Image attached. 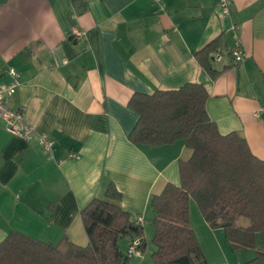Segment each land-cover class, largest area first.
<instances>
[{
  "label": "crops",
  "instance_id": "crops-1",
  "mask_svg": "<svg viewBox=\"0 0 264 264\" xmlns=\"http://www.w3.org/2000/svg\"><path fill=\"white\" fill-rule=\"evenodd\" d=\"M220 2L163 0L162 10L154 0H0V84L11 67L19 72L9 105L54 140L49 158L0 119V243L21 231L53 245L65 236L87 245L81 210L105 197L110 181L146 229L152 195L181 184L180 162L192 150L182 139L161 146L129 139L139 118L129 106L135 92L203 84L220 133L239 132L264 160V0H231L228 13ZM218 37L213 77L195 54ZM236 39L241 61L231 52ZM195 206L190 201L191 225L209 264L212 249L220 264L255 257L262 238L253 253L239 252Z\"/></svg>",
  "mask_w": 264,
  "mask_h": 264
},
{
  "label": "trees",
  "instance_id": "trees-1",
  "mask_svg": "<svg viewBox=\"0 0 264 264\" xmlns=\"http://www.w3.org/2000/svg\"><path fill=\"white\" fill-rule=\"evenodd\" d=\"M215 38L196 52L213 77L214 53L221 46ZM209 92L197 82L178 89L135 92L129 106L139 114L129 134L135 144L161 146L184 140L192 150L181 160V184L168 182L152 195L155 264H209L191 225L190 201L194 199L210 227H223L235 249L262 246L242 264H264V160L251 151L239 132L221 134L207 111ZM122 193L110 181L105 197H94L81 210L87 245L67 236L53 245L21 231H11L0 243V264H128L120 239L145 238L144 224L121 204Z\"/></svg>",
  "mask_w": 264,
  "mask_h": 264
},
{
  "label": "built area",
  "instance_id": "built-area-1",
  "mask_svg": "<svg viewBox=\"0 0 264 264\" xmlns=\"http://www.w3.org/2000/svg\"><path fill=\"white\" fill-rule=\"evenodd\" d=\"M160 4V8H165L163 0H154ZM231 0H221L220 5L224 13L229 12ZM73 35L76 38L84 39L86 32L82 29L75 28ZM232 55L236 61H241L244 57V49L240 39H236L235 45L232 49ZM10 80L7 83L0 84V119H2L7 130L13 134L24 138L27 141H35L39 146L44 148L48 157H53L54 154V140L46 133L38 131L35 126L26 118L24 109H15L9 105V98H11L17 91L21 84L19 72L11 67L9 69ZM137 223L144 224V215L139 214L136 219ZM144 239L137 237L131 239L128 244L129 258L139 253L143 249Z\"/></svg>",
  "mask_w": 264,
  "mask_h": 264
},
{
  "label": "rangeland",
  "instance_id": "rangeland-1",
  "mask_svg": "<svg viewBox=\"0 0 264 264\" xmlns=\"http://www.w3.org/2000/svg\"><path fill=\"white\" fill-rule=\"evenodd\" d=\"M191 202H192V204L196 205L195 207H193V209H194L193 211L196 210V213L201 214L200 210L197 207L198 205L196 204V201L194 199H191ZM193 211H192L191 214L193 215V218H196L194 216V212ZM195 225H197V227H198V224H195ZM145 228H146L145 229V240H146V242L148 244V248L146 250L141 249L139 253L133 254L130 257V259H129V262H128L129 264H155L154 259L152 258V252L155 249V246L152 243V237L154 235V225H153V217H150V215H148L147 220L145 222ZM198 229H199L198 231H199L200 235H202L201 232H200V228H198ZM257 238H262L260 233L258 234ZM128 242H129L128 237H122L120 239V241H119L121 249H122V252L124 253V255H128ZM255 246L245 247V249H243V248L235 249L234 246H233V248L235 250L239 251V252H241L242 249H243V250H246V252H250V254H251V253L254 252ZM207 251H209V253L211 251L210 260L212 261L211 262L212 264H214V263L215 264H220L221 263L222 258L218 254L217 251H215L214 249L207 250Z\"/></svg>",
  "mask_w": 264,
  "mask_h": 264
}]
</instances>
